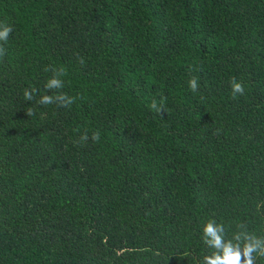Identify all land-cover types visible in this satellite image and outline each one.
Returning a JSON list of instances; mask_svg holds the SVG:
<instances>
[{"label":"trees","instance_id":"1","mask_svg":"<svg viewBox=\"0 0 264 264\" xmlns=\"http://www.w3.org/2000/svg\"><path fill=\"white\" fill-rule=\"evenodd\" d=\"M0 21V264H199L209 218L264 234V0H0ZM50 66L69 108L37 103Z\"/></svg>","mask_w":264,"mask_h":264},{"label":"clouds","instance_id":"2","mask_svg":"<svg viewBox=\"0 0 264 264\" xmlns=\"http://www.w3.org/2000/svg\"><path fill=\"white\" fill-rule=\"evenodd\" d=\"M12 32V24L0 21V57L6 54L4 45L7 44ZM79 60L80 63H83L82 57H79ZM45 70L51 71L53 74L46 81L44 88L47 91L54 92V94L40 96L37 103L40 105L56 104L58 107L69 108L75 103L77 97L70 96L62 91L65 87L62 77L67 75L66 70L63 67L55 68L51 66ZM188 84L192 92H196L199 88L196 77L191 78ZM230 87L233 99L245 94L243 81H239L235 77L231 79ZM38 91L35 87L26 88L23 92L24 99L32 101ZM79 98L82 99L83 97ZM165 100V97H162L159 103L153 100L148 107L162 117L166 112ZM33 114L32 109L27 111L28 116ZM88 139L89 135L85 131L80 136V142H87ZM91 139L93 142H99V131L93 132ZM261 203L264 204V202ZM257 207L259 208L260 205L258 204ZM236 227L237 231L229 236L222 222H217L214 218L207 219L202 228V240L210 251L203 256L199 264H257L258 260L264 259V234L257 235L255 232L250 231L247 224L243 222L237 223Z\"/></svg>","mask_w":264,"mask_h":264}]
</instances>
